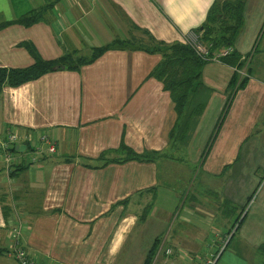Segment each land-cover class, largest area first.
I'll return each mask as SVG.
<instances>
[{
  "label": "crops",
  "instance_id": "1",
  "mask_svg": "<svg viewBox=\"0 0 264 264\" xmlns=\"http://www.w3.org/2000/svg\"><path fill=\"white\" fill-rule=\"evenodd\" d=\"M215 2L0 0V24L10 23L0 30V68L33 65L34 58L25 44L32 45L46 61L74 53L89 55L93 49L116 41L125 44L79 71L51 72L3 89L0 143L11 132L44 133L55 141L57 150L35 164L25 149L20 150L9 170L0 157V264H18L10 254L16 242L11 233L19 224V245L38 264H114L134 230L142 229L136 249L149 219L158 217L161 222L162 213L166 223L179 222L186 230L163 240L162 228L153 240L154 232L142 264L162 245L174 250L172 264H193L215 253L213 248L220 244L217 241L200 251L211 231L225 239V224L218 221L216 226L214 220L224 215L223 223H227L236 211L223 210L218 201L201 199L192 192L194 183L179 185V192L172 185L177 183L174 179L184 162L180 155L185 153L186 160L193 159L207 176H224L229 170L236 174L234 178L231 172L226 179V204L251 203L256 189L252 175L256 165L264 161V143L259 137L264 121V0L245 2L243 29L232 48L241 57L251 55L249 80L236 94L206 156L204 145L209 144L217 126L236 70L221 61L206 64L203 85L194 99L204 105V111L192 131V140L186 151L185 145L170 149L169 137L177 116L170 93L150 77L162 57L140 50L136 44V40L149 37L168 45L193 41ZM32 12L40 13L36 24L26 27L14 23ZM122 143L152 160L101 167L100 156H115L110 152ZM238 163L240 167L234 168ZM162 189L167 192L162 194ZM258 195L227 245L240 231V250L246 248L255 256L264 244V189ZM183 196L182 206H172L174 197L179 200ZM146 207L150 209L141 220ZM235 227L236 222L232 230ZM251 257L237 262L233 253L222 262L255 264L257 257Z\"/></svg>",
  "mask_w": 264,
  "mask_h": 264
},
{
  "label": "trees",
  "instance_id": "2",
  "mask_svg": "<svg viewBox=\"0 0 264 264\" xmlns=\"http://www.w3.org/2000/svg\"><path fill=\"white\" fill-rule=\"evenodd\" d=\"M245 2L246 0H216L211 7L205 23L196 31L200 35L201 41L209 47L208 59L203 60L197 56L188 44L175 43L168 45L157 42L151 37L148 40H136L138 49L150 54H160L162 57L161 62L150 73V77L160 81L164 89L170 93L177 116L176 124L169 137L170 149H175V147L179 149L180 146L186 144L190 128H193L202 116L204 105L197 103L194 99L197 91L203 85V68L206 64L213 61L212 58L216 54L234 45L236 38L243 29ZM39 15L40 13L32 12L14 21V23L29 27L39 22ZM9 25L10 23L6 22L0 24V30ZM123 45H125L124 42L116 41V43L111 45L93 49L89 55L79 56L74 53L55 60L46 61L40 57L32 45L25 44L26 49H28L34 58V64L23 69L0 68V95L5 87H18L24 83L37 80L51 72L63 70L79 71L82 66L94 62L105 52ZM250 58L251 55L241 57L233 51L229 56L219 60L236 71L227 87L228 98L208 144V149L205 151V156L218 135L236 94L238 91L244 89L248 83ZM244 69H246V76L243 77L240 71ZM110 153L115 154V156H112V154L108 155L107 153L100 156L99 161L103 164L101 167L112 163L152 160L149 156L136 154L124 143L120 145L117 151ZM1 202H3V198H1ZM149 209V207H146L141 220L147 216ZM3 211L7 214L6 207H3ZM153 252L154 250L150 252L144 264H151L155 255ZM259 254L264 259V244L260 247Z\"/></svg>",
  "mask_w": 264,
  "mask_h": 264
},
{
  "label": "rangeland",
  "instance_id": "3",
  "mask_svg": "<svg viewBox=\"0 0 264 264\" xmlns=\"http://www.w3.org/2000/svg\"><path fill=\"white\" fill-rule=\"evenodd\" d=\"M221 117V115H220ZM220 119V118H219ZM193 122L191 123L192 126ZM263 126H261L262 128V132L259 133V137L262 139L263 143H264V121L262 122ZM195 125L193 126V128H190V131L187 134V139H186V144L184 147V150L186 151L189 142H191L192 140V129H194ZM186 136V135H185ZM205 150L206 151L208 149V144L204 145ZM184 153V152H183ZM182 158V161H184L182 164H180L179 168H180V174H178L177 178L174 179L175 182H177L176 184H173L172 186L176 188V192H179L181 189H179V185L180 187H183L188 184H193V193L195 192L197 195H200L201 199H208V200H215L216 202L218 201V203H220V207L224 209L226 208H234V210L236 211L237 214L232 213L230 216V219L228 220V222H224V219L226 218V216L221 215V216H217V218L214 220L215 224L214 225H220L218 224V221H222V224H225L224 229H223V234L222 236H224L225 239H223V237H215L217 233H215L214 231H211L212 234H209V237L206 241V243L201 247L200 251H203L207 248V245L212 244L213 242L217 241L218 243H220L218 246H216V248H213L214 250V254L216 253H221L222 257L219 261L218 264H223L224 262V258L230 254H235V261H239V260H245V258H249L251 257V259L257 257V261H254L255 264H264V259L263 257L258 253V255L256 254V256L253 253H247L248 251H245L246 248H242L243 250H240L241 246H239L240 243V231L237 232L233 238V241L230 243V245L227 247L230 239L232 238L233 234L236 232V228L239 226V224L241 223V220L243 219L244 215L246 214V212L248 211V208L250 206V204H252V202L259 196L258 194L264 189V161H263V165H260L259 167H257L253 172V178L256 180V186H255V190L254 192L251 194V198L252 200L250 201L251 203H249V205H238L236 204V206H234L233 203L228 202L226 204L225 199H227L226 197V191H225V187H226V183H228V181L226 180L228 177H230V173L232 172L231 170H229V172L225 173L224 176H218V177H212V176H207L203 170L198 169L197 165L195 163H193V159H189L187 157L188 162L186 163V154H182L180 155ZM240 162V161H239ZM186 165V167H185ZM240 167V163H238L236 166H234V168H239ZM198 169V170H197ZM233 174V177H236L235 173H231V175ZM210 179H213L214 181H210ZM240 179V178H239ZM185 183V184H184ZM211 185V186H210ZM241 186V185H240ZM211 187V188H210ZM240 189V188H239ZM191 189H188L187 192L189 193ZM165 192H167L166 189H162V194H164ZM242 192H239L238 195V199L241 198ZM168 197V195H167ZM185 201V197H181L179 198V200L177 198L174 197V201H172V206L177 204L178 206H182L183 203ZM228 210V209H227ZM160 216H162V221L158 222V217H156L155 219H149V224L146 230V234L143 238V240L141 241V243L138 245V247L136 249H134V245L136 244V241L142 231V229H135L134 232L132 233V237L130 239V241L128 242V245L126 246V248H124L122 250V252L120 251L119 255L117 256L115 263L114 264H142L147 252L149 251L150 247H151V236L154 233V237L153 240L155 238V236H157L159 234V231L161 229L160 234H162V239L163 240L166 236H176L177 234H182L183 230H186V227H184L183 225L181 227H179L180 223L177 222L174 225V222L171 223H166V214L162 213L160 214ZM236 222V227L232 230L233 224ZM212 225V224H211ZM231 231V233L229 234L228 232ZM228 233V234H227ZM225 250V251H224ZM213 254V253H212ZM211 255V254H210ZM209 257V256H208ZM223 260V262H222ZM249 260V259H248ZM250 261H246L245 264H249ZM239 264H243L242 262Z\"/></svg>",
  "mask_w": 264,
  "mask_h": 264
},
{
  "label": "built area",
  "instance_id": "4",
  "mask_svg": "<svg viewBox=\"0 0 264 264\" xmlns=\"http://www.w3.org/2000/svg\"><path fill=\"white\" fill-rule=\"evenodd\" d=\"M193 41L187 42L194 52L203 60L208 59L209 47H207L200 38V35H194ZM233 48H225L215 55L213 61L229 56L233 52ZM240 74L246 76V69L240 71ZM25 146L24 153L30 155V162L32 164L38 163L39 159L46 154L52 155L56 153V143L48 134H34L32 132L27 134H20L18 132H11L6 139L0 143V157L3 158L5 169L9 170L14 165V157L20 152L16 147ZM21 225L19 224L12 230V237L16 240L12 253L10 254L18 264H38L37 261L30 255V253L19 245L18 238L21 236ZM225 251V250H224ZM151 264H172L171 260L175 256L172 248L162 245L157 253H154ZM221 253L211 254L204 260H199L193 264H218Z\"/></svg>",
  "mask_w": 264,
  "mask_h": 264
},
{
  "label": "water",
  "instance_id": "5",
  "mask_svg": "<svg viewBox=\"0 0 264 264\" xmlns=\"http://www.w3.org/2000/svg\"><path fill=\"white\" fill-rule=\"evenodd\" d=\"M25 148H26L25 146L16 147V150H21V151H23Z\"/></svg>",
  "mask_w": 264,
  "mask_h": 264
}]
</instances>
